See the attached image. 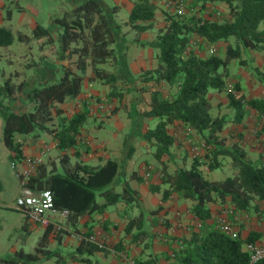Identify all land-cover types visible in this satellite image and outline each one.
Masks as SVG:
<instances>
[{"label": "trees", "instance_id": "1", "mask_svg": "<svg viewBox=\"0 0 264 264\" xmlns=\"http://www.w3.org/2000/svg\"><path fill=\"white\" fill-rule=\"evenodd\" d=\"M213 1L225 5L223 18L204 16L195 9L184 14L175 9L163 10L161 26L147 41L155 49L156 63L138 73L140 90L149 91L148 107L142 113L158 118L155 125L147 127L143 133L145 138L153 140L156 156L160 159L173 144V136L166 131L167 124L173 122L184 126L187 132L198 134L207 145L203 159L192 157L190 166L178 165L166 170L161 176V187L149 185L153 191H160V201L172 195L182 199L199 225L192 228L189 237L176 238L181 246L170 254L160 256L148 249L132 257V264H160V257L171 259L168 264H247L245 243L262 236L256 231H250L245 238L239 234L231 236L220 230L215 220L208 222V219L212 216L210 202L223 203L228 199L231 211H243L253 201L264 200V151L253 159L243 144L237 140L226 143L227 137L222 135L226 123H240L249 108L255 110L259 129L264 132V97L248 96L240 81L235 80L230 87L226 80L229 66L234 62L249 69L264 85V62L262 69L250 66V52L264 50V0H192V3L202 10L206 2ZM155 10L153 0H131L127 22L138 31L145 30L153 25ZM110 12L112 15L113 7ZM10 13L8 6L5 16L8 18ZM48 19L49 26L36 23L30 34L21 30L14 34L10 26L0 25V45L9 44L16 37L28 47L35 45L40 53L37 59L25 62L26 68L49 56L57 60L55 77L34 84L27 91L25 78L15 79L16 71L8 72L0 81L1 140L12 152V158L23 156L20 142L13 137L16 132L26 134L29 142L40 132L50 134L60 151L78 142L75 133L86 117V109L67 115L60 104L80 92L87 68L89 78L108 85L109 99L121 100L126 91L116 72L115 31L120 29L112 26L97 0H80ZM217 41L225 42L222 54L216 47L213 52L208 51L207 44L215 46ZM201 47L208 53L202 54ZM64 59L66 63L62 62ZM162 84L168 87V93ZM211 89L226 94L232 115L211 113L208 94ZM21 93L25 94L26 110L12 105L13 97ZM188 152L190 154L189 149ZM218 155L230 159L231 173L221 180L209 179L204 176L201 165L206 164L208 168L220 165ZM58 161L60 170L49 166L48 161L38 164L28 175L26 186L32 191L49 190L53 208L66 209L65 216L71 224H76L84 213H100L118 200L128 205L133 197L135 199L137 190L134 188L123 187L120 192L113 189L112 183L118 174L115 159L107 158L97 165L83 160L72 162L69 154L63 151ZM97 194L101 201L96 200ZM138 206L124 229L131 237L130 242L147 237L145 212L154 214L160 205L148 211ZM49 231L50 227L43 234L44 238ZM83 242L89 252L102 249L88 238H82L75 251L81 252ZM36 260V253L21 249L14 250L10 256L0 255V264H35ZM253 264H264V257Z\"/></svg>", "mask_w": 264, "mask_h": 264}, {"label": "crops", "instance_id": "2", "mask_svg": "<svg viewBox=\"0 0 264 264\" xmlns=\"http://www.w3.org/2000/svg\"><path fill=\"white\" fill-rule=\"evenodd\" d=\"M65 1H67V3L61 2L60 4H58L57 8L60 10L67 8L80 0ZM97 1L105 11L108 19H110L112 26L120 29L115 31L116 47L118 51V64L116 72L120 76L122 83L126 84L128 88L126 87V91H124L121 100H118L115 97L109 99L107 97V93L109 91L108 85L101 83L97 79L89 78L90 70H88L87 68L81 82L82 86L80 92L75 97L66 98L60 104L63 113L67 115H71L75 112L86 109V117L75 133L78 142L74 146L64 149L63 151L69 154L70 160L72 162H74L75 160H83L88 162V164L93 165L101 164L107 158L114 159L113 157H111V155L116 153L115 149L116 147H118L120 138H122V142L120 143L121 147L125 148L126 155L131 152V148L135 147V144L137 145L141 143L147 146L149 142L153 141L152 139L149 140L145 138L143 133L147 127L155 125L156 121H153L157 118L144 115L142 113V111L148 107L149 91L140 90V85L138 84V73L141 69L149 68L156 63L155 50H150L148 54H145L143 53V48L146 45L150 47L147 41L153 37V31L162 24V22H157L154 19L153 25L149 28L141 31L135 29L136 35L133 38L130 37V39L127 35L128 29L121 26L122 24L126 23L129 28L131 27L127 22V19L125 18L124 20L122 19V21L118 22L114 21L115 19L113 20L112 17L114 12L119 9L120 4L122 3H119L118 0H114L115 2L112 6L114 12L111 15V8H108L105 4H103L101 0ZM188 1L192 3V0ZM128 3L127 4L130 8L131 0H129ZM205 4L214 5L219 9L220 12H222V14H224L226 10L225 5L219 1L206 2ZM18 5V10L22 11L25 9L23 4H20L17 0L16 6ZM3 6L5 7V3L3 0H0V7ZM10 16L6 18L9 19ZM155 16L156 10L154 17ZM204 16L209 15L206 14ZM48 20L49 19H47V21ZM36 23L39 22L36 21L34 25ZM15 32H17V30ZM118 38L120 39V41ZM118 44H120V48L118 47ZM217 44L221 46L219 47V50L222 54L224 51L225 42L217 41ZM133 46H136V50L134 49L132 55H129L130 50L133 48ZM258 51L259 50L251 52V57L253 59L254 56L255 62L258 61ZM39 54H37V57L39 56ZM128 55L129 57H127ZM126 57L128 58V60ZM47 61H50V64L52 63L54 67L57 63V60L54 59L53 56H49V58L44 59L41 63H38L37 65L31 67V77L29 79V85L26 86V91L31 88L30 86L39 84L38 81L42 80V70L40 68H42ZM27 68L30 69L29 67ZM229 70L231 77L242 83V90L245 91L246 94H250L251 96L256 97V95L260 93L259 95L261 97H264V85L262 84V82H260V88L255 84V87H252L254 86L252 84V81H249L246 76H244V69L241 66L236 65L234 62L233 64H230ZM13 71L14 70H12V72ZM54 73L52 74L51 79L55 77ZM28 74H30V72ZM51 79H48L46 81H49ZM1 80L2 79H0V81ZM94 82H96L95 85ZM162 88L168 93V87L165 84H162ZM208 94L211 99L212 108H216V113L219 112V114L226 115L233 114V111L228 106V98L224 92L219 93L211 89ZM250 112L257 115L255 113V110L252 108H249V112H247V114ZM88 120L90 121V123H88ZM151 121L152 124L150 125ZM240 123H232V126L237 127ZM183 128L184 126H182L178 122H173L171 124H167L166 131L168 134H171L173 136V145L180 141L184 144L185 148H187L186 144L188 143V141L183 135ZM94 129L102 131V136L99 139H97V136L94 133ZM237 130L239 131V128H237ZM42 133L44 134L45 138L38 134V137L33 142L28 141V136L26 134L24 135L22 133L16 132L13 134V137L20 142L21 153H23V156L36 155L40 152V150H42L43 146H46L47 150L45 151V155H43L42 159L47 154L49 156L51 155L49 166L55 168L57 167V164H59L58 156L63 151H60L56 147L52 135L45 132ZM187 133L193 132L188 131ZM222 135H224V130L222 132ZM52 149L55 150L52 151ZM245 149L247 150L248 154H250L247 146H245ZM258 151H264V144H262V142L260 141ZM7 152L9 153V155L12 153L8 149ZM162 156L160 159H163ZM128 157H131V155ZM147 171L149 172L148 175H146ZM144 172V176H152V172L150 169L147 168L144 170ZM14 173L19 182V177L16 174L15 169ZM140 174L141 172L138 173L133 170L131 177L139 179L140 182L138 185L134 184L132 188L136 189L137 192H139L141 195L146 196L149 191L147 189V184L143 183V179ZM117 181L120 182V177L117 178ZM113 183L112 187L114 186ZM156 183L157 184H151L159 185L160 187V184H158V182ZM133 201L127 205L123 200H118L114 204L107 206L103 212H93L89 214L84 213L83 215H81L76 224L69 223L66 216L63 217L57 213L48 214L50 224L47 226L34 224L32 222H28L26 219V233L36 234L41 239L39 244L40 246H42V248L40 247V255H37L35 264H41L42 262L53 258L55 255H57L53 259L55 264H128V260L131 262L132 257L142 255L148 249H152V252L162 256L164 254H170L174 248H179L181 245H179V242H177L175 239L189 237L190 234L185 230L183 232L182 228H177L176 225H178V222H181L183 224V228L190 227L185 226V223H192V228H197V220L192 213L190 214L185 206V202L181 199L176 198L175 196H171L164 201L159 200L161 204H159L160 206L154 214L145 212V221L148 228L147 237L139 242H130L131 237L130 235L125 234L124 229L130 216L134 215L137 210V206ZM254 203L259 205V210H257V208H254L251 204L247 210L240 211L234 209L232 210V213L228 215L229 220L233 223L237 234H239L241 238H245L250 231L261 232L262 235H264V200L261 199L259 200V202L255 200ZM157 206L158 205L154 207L157 208ZM154 207L149 208L153 210L155 209ZM177 207H179L180 210L185 209L189 212H187L189 220L185 219V213L181 214L180 219L177 218V215L174 214L176 211L174 210V208ZM225 207H229V209H231V206L228 203V199H226L223 203H218L217 201L210 202L209 208L212 216L208 219V222H212L213 220H215V210L220 213L225 210ZM144 209L147 210V208ZM48 227H50V231L44 238L43 234ZM54 231L60 233V236L58 235V233L56 235ZM61 231H64V234H62L63 232ZM88 237H90L89 240L97 243L102 249L89 252L86 248V245L84 244L85 242H83L84 246L81 248V252L75 251L82 238ZM84 241H86V239ZM47 244H49L53 249L45 250L44 247ZM61 252L67 253L63 257V255H61ZM160 258V264L163 260H168V262L171 260L164 259L163 257Z\"/></svg>", "mask_w": 264, "mask_h": 264}, {"label": "rangeland", "instance_id": "3", "mask_svg": "<svg viewBox=\"0 0 264 264\" xmlns=\"http://www.w3.org/2000/svg\"><path fill=\"white\" fill-rule=\"evenodd\" d=\"M3 1L5 3V7L4 6L0 7V25L10 26L14 34L16 33L15 31L18 29L24 31V33L30 34L31 28L36 21L44 26H49V22L47 21V19L49 18V16L59 12L60 9L57 8L58 4H60L61 2L67 3V1L65 0H18V2L20 4H23L25 8L24 10L20 11L16 9L17 0H3ZM128 1L129 0H118V2L122 4H120L119 9L115 11L114 14L112 15L115 21L119 22L122 21V19L124 20L125 18H127V13L129 9ZM153 1L154 4L156 5V16L154 17V19L157 22L160 23L162 22L163 18L161 12L163 10H172V9L176 10V6L173 5L170 0H153ZM101 2L105 4L108 8H111L115 1L101 0ZM185 2L187 6L186 8H188L189 11L195 9V11L200 14H204V15L208 14L211 17L214 16L220 18L224 17L222 15V12H220L218 8H216L218 10V13L216 14L214 13V9H212V11L210 12L205 7L202 8V10H200L198 4L191 3L188 0H185ZM7 6L11 7V16L9 19H7L5 16V9ZM190 7L192 9H190ZM121 26L128 29L127 35L129 38L135 37L136 35L135 29L131 27L129 28L126 25V23L122 24ZM155 32L156 29L153 31L154 33L153 36L155 35ZM230 40L232 41L233 38L231 37ZM195 41H198V38H196ZM118 47L120 48V44H118ZM135 47L136 46H133V48L130 50L129 55H132L134 49L136 50ZM150 47L148 45L144 46L143 53L148 54L150 50L154 49L153 47L151 48ZM215 47L217 51L220 46L218 44H215ZM199 50H201L200 52L202 54L208 53V51L203 47H201ZM258 53H259L257 55L258 61L255 62L253 56L250 66L255 65L260 69H262L263 68L262 65L264 62V50H262L261 52L258 51ZM37 54L39 53L36 51L35 45L28 47V45H26L22 41H19L16 37L11 43L6 45H0V79L6 76L8 72L14 70L17 72V76L15 77V79L17 80L23 77V79L25 78L26 84L29 85V79L31 77L32 69L26 68L25 62L36 59ZM129 55L127 57H129ZM63 62L66 63L67 59H64ZM242 68L244 69V73H245L244 76H246V78L249 81H252L253 85L255 84L260 88L261 85L260 80L256 79V77L253 76L252 72H250L249 69L244 67ZM40 69L42 70L41 73L42 80L39 81L36 80L38 82H43L48 79H51L52 74L55 72V67L52 65V63L50 64V61L45 62L43 67ZM29 72L30 74H28ZM34 80H35V76H34ZM226 80L230 84L229 85L230 87L235 82V79L231 77V74H229ZM95 84L96 82H94V85ZM255 85L252 87H255ZM122 86L123 89H126L127 87L126 84H123ZM259 94L260 93H258L256 96H260ZM246 95L251 96L250 94H246ZM12 105L18 110H26L28 105L26 103L25 94L24 93L16 94L12 99ZM211 113L215 114L216 108H212ZM2 119L3 118L0 115V255L10 256L13 254V251L18 248L21 249V251L32 252V253H36L37 255H40L39 254L40 247L42 248V246H40L39 244V242L41 241L40 237H38L36 234L26 233L25 231V226L27 225L26 218H24V215L22 214L21 210H19L14 206V196L17 190L19 189V182H18V178L14 173V168L10 164V160L12 157H10L6 147L3 145L1 140ZM157 120L158 118L155 119L153 122ZM241 122L242 123H240L237 127L232 126L233 124L231 122L226 123L223 129L224 136L227 137L226 143L231 142V140H237L241 144L248 147L250 157L257 158L260 153V151H258L259 141L262 142V144H264V140H262L264 139V135L263 132L259 129L260 122L257 119L256 115L252 114L251 112L245 115L243 121ZM88 123H90L89 120ZM151 124L152 121L150 122V125ZM237 128H239V131L237 130ZM182 131L185 139L188 141V143L186 144L187 147L189 143H192L193 141L202 138L195 132L187 133V130L184 129H182ZM94 133L97 136V139H99L102 136V131L100 130L94 129ZM39 135L45 138L42 132H40ZM121 140L122 138H120V141L118 140L119 141L118 147H116L115 149L116 153L111 155V157H113L118 162V175L113 183L114 184L113 189L117 192H120L123 187L132 188L134 184L138 185L140 180L136 179L135 177H131V174L133 170L138 173L141 172L140 175L143 179V183L147 184V189L149 192L147 193L146 196L141 195L139 192H137L134 195L135 199L133 202L136 204L137 209L139 208L138 205L143 206L142 208H147V210H149L151 209L149 207L153 208L154 206L161 204L159 201L160 191L159 190L153 191L152 189L149 188V185L151 183L157 184L156 182H158V184H160L161 187L163 186V184L161 183V176L163 172H165L166 170H171L178 165L190 166L192 161V156L189 154L188 149L185 148L184 144L179 141L178 143H176L177 145L172 144L171 146H169L168 147L169 149H167L162 156L163 159H159L155 154L156 152L155 144H153V142H149L147 146L141 143L137 145L135 144V147L131 148L132 149L131 152L126 155L125 148L121 147L120 144L122 142ZM53 150L55 149H52V151ZM130 155L131 157H128ZM218 157L221 160V164L214 168H208L206 164L201 165L205 177L209 179L221 180L227 175H230L231 173V169L229 167L230 159L227 156L218 155ZM50 160H51V155L49 156L47 154L42 159V162L44 161L50 162ZM147 168L150 169L152 172L151 177L144 176L145 173L144 170ZM57 170H60L59 164H57ZM119 177H120V182L117 181V178ZM151 179H153L154 181ZM126 183H128L129 185ZM172 196L174 197L175 195ZM95 198L97 201L102 200V198L98 194L95 196ZM256 201L259 202V200ZM252 206L254 208H257V210H259V205H257L256 203H254ZM228 209L229 207H225V210ZM174 210H176L174 214L177 215L178 219H180L182 213H185L186 220L189 218L188 217L189 212L186 211L185 209L180 210V208L177 207L174 208ZM215 212H216L215 214L216 216L219 212L216 210ZM177 224H178L176 225L177 228H182L183 232L185 230L187 231V233L189 234L191 233L193 227L192 223H185V226H190L189 228L187 227L183 228V224L181 222H178ZM61 232H63L62 234H64V231ZM54 233L57 235L58 232L54 231ZM58 235L60 236V233H58ZM44 248L45 250L53 249L50 247L49 244H47ZM66 253L61 252V255H63L64 257ZM54 257L47 261L42 262L41 264H55L53 261ZM161 262H162L161 264H168L167 263L168 260L167 261L163 260ZM128 264H132V262L128 260Z\"/></svg>", "mask_w": 264, "mask_h": 264}, {"label": "built area", "instance_id": "4", "mask_svg": "<svg viewBox=\"0 0 264 264\" xmlns=\"http://www.w3.org/2000/svg\"><path fill=\"white\" fill-rule=\"evenodd\" d=\"M171 3L176 6V11L179 14H184L188 10V8H186L185 0H172ZM205 8H207L208 11L214 9V13H218V10L212 4H206ZM190 9L192 8L190 7ZM207 46L209 52L215 50L214 45L207 44ZM187 148L192 157H197L201 160L204 158V152L207 149V145L202 139H197L192 143H189ZM46 150L47 147L43 146L42 150L36 155H25L21 158L14 157L10 160L11 166L15 169L16 174L19 177V189L14 196V206L21 210L27 221L44 226L50 224L48 214L57 213L65 217L67 212L66 209L58 211L53 208L49 190L42 189L39 191H32L26 186L28 175H30L37 165L42 162V157L45 155ZM148 174L149 172L147 171L146 175ZM231 213L232 211L230 209L224 210L216 215L215 221L220 230L231 236H236L237 231L235 226L228 218V215ZM198 225L199 222L196 223V226ZM89 238L90 237H88V239ZM245 249L248 251L247 264H253L262 259V257H264V235L253 242H246Z\"/></svg>", "mask_w": 264, "mask_h": 264}]
</instances>
